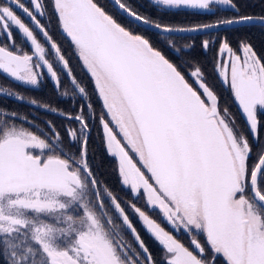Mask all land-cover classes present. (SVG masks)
<instances>
[{
  "label": "snow or ice",
  "instance_id": "6c2138e0",
  "mask_svg": "<svg viewBox=\"0 0 264 264\" xmlns=\"http://www.w3.org/2000/svg\"><path fill=\"white\" fill-rule=\"evenodd\" d=\"M29 3L31 7L23 0H0V36L6 41L0 43V73L36 86L46 69L59 87L58 72L34 28L72 77L69 63L38 18L46 15L44 0ZM151 3L160 12L213 14L218 5H225L236 13L226 19L173 24L138 11L127 0H114L131 22L154 29L157 39L177 52L181 49L172 38L177 34L207 33L201 41L205 50L218 41L215 70L230 88L247 132L227 108L221 110L198 64L186 76L150 36L119 22L98 0H52L59 27L102 100L99 123L106 150L117 160L122 184L142 195L147 209L159 210L173 231L191 237L195 251L148 211L131 204L163 246L166 264H215L217 257L224 264H264V142L259 119L264 111V56L247 42L241 41L237 51L227 37L212 35L223 25L257 17L240 14L235 0ZM259 20L264 22V16ZM13 29L31 51L16 42ZM71 84L88 99L75 77ZM0 95L27 99L4 86ZM27 102L58 111L36 99ZM89 112L94 113L90 102L74 113L60 111L69 121L62 133L51 121L45 129L0 106V264H156L117 197L106 187L100 191L88 159ZM105 195L122 223L108 210ZM125 227L139 251L124 236Z\"/></svg>",
  "mask_w": 264,
  "mask_h": 264
},
{
  "label": "trees",
  "instance_id": "16d2710c",
  "mask_svg": "<svg viewBox=\"0 0 264 264\" xmlns=\"http://www.w3.org/2000/svg\"><path fill=\"white\" fill-rule=\"evenodd\" d=\"M127 2L144 14L150 15L152 17H161L163 22L173 24L189 25L197 22L214 21L218 18H231L236 15V13L228 7H218L213 11V14H207L203 13L202 11L191 9L160 12L152 5L149 0H127ZM235 2L238 4L240 14L242 15L264 16V0H235ZM24 3L31 7L29 0ZM44 3L46 5V15L43 18H38L41 19V23L45 25L53 41L56 42L60 47L62 54L69 63V69L71 70L72 77H75V79L83 87H85L86 92L88 93V99H82L79 93L75 91L74 86L70 82L71 77L68 75V72L66 74L62 65L61 67H57L56 71L58 72L60 79V90L66 92L68 96H60L59 91L56 90L54 85L48 80L43 90H33L32 88H27L25 89L27 90L26 94L32 98L35 97L36 100L41 104L46 103L57 108L59 112L72 111L74 113L79 109L81 104H87L88 102L92 104L94 113L89 112V123L91 124V119L93 126L90 130L87 146L88 159L92 170L96 175V178L100 181V191L103 192V189L106 187L112 192L113 195L117 197L122 207H124L126 214L129 216L133 226L137 229L138 234L144 241L146 247L149 249V252L151 253L156 264H166L164 260L163 246L160 245L149 233H147L138 221L133 220L134 217L129 213L127 205L132 203L136 204V206L148 211L149 215L160 222L167 230L173 232V229L160 215L159 210L151 211L147 209L142 195H133L130 190L122 184L118 172L117 161L115 157L109 155L104 143V135L99 123V115L103 111V107L98 94L95 91L93 80L83 67L82 62L79 60L70 39L66 37L59 27L58 20L53 11L52 0H44ZM98 3H100L110 14L114 16V18H116L122 24L133 28L137 32L150 36L153 42L156 43V46L161 48V50L169 59L181 65V71L184 72L186 76L188 75L192 65L198 64L206 75L207 83L216 91L219 97V106L221 110L227 108L229 113L235 118L237 125L247 132L245 120L235 105L230 90L224 86L215 70L217 50L219 46L218 41L210 46L209 49L205 50L201 47V41L206 38L207 33L192 36H174L172 38L176 40V47L181 49V51L177 52L175 48H170L164 43L160 42L157 39L156 32L140 27L122 16L115 8H113L108 0H98ZM16 11L19 14V11ZM212 35L227 37L233 49L237 51L239 50L241 41L247 42L253 47L254 51H256L258 55L264 56V26H240L218 32H212ZM40 36L43 37L41 34ZM186 44L188 47H185ZM9 103L10 104H8V107H10L11 110L19 111L21 109L23 114L29 116L30 118H34L33 116L35 115L34 113H36V111L31 113V111L28 110V107H25V104H16L12 101ZM85 111H88L87 108H85ZM40 114L44 115L48 120L50 118V121L53 122L62 133L64 126L69 123V121L56 114H51L44 111H41ZM259 119L261 121L260 138L261 142H264V111L259 112ZM44 128L47 129L46 127ZM249 139H252L250 134ZM256 148L257 145L253 144L254 157ZM110 212L114 218H117L116 221H119L120 223L119 217L114 215V210L111 209ZM123 234L126 239L131 241V243L139 251L138 244L135 241L132 233L124 228ZM173 234L176 235L177 238L183 243H185L186 246L192 248L195 251L194 246L191 245V237L188 234L182 231L180 233L173 232ZM198 239L202 244H205V247L207 248L204 236L199 235ZM215 264H224L223 258L217 257Z\"/></svg>",
  "mask_w": 264,
  "mask_h": 264
},
{
  "label": "rangeland",
  "instance_id": "374dc122",
  "mask_svg": "<svg viewBox=\"0 0 264 264\" xmlns=\"http://www.w3.org/2000/svg\"><path fill=\"white\" fill-rule=\"evenodd\" d=\"M26 1H28V0H24V2H26ZM150 2H151V0H149ZM218 7H220V8H227V6H225V5H218L216 8H218ZM215 8V9H216ZM214 9V10H215ZM213 10V11H214ZM197 11H201V10H197ZM18 14V13H17ZM21 14V17L25 20V22L26 23H31L30 21H28V18H26L25 16H24V14L21 12L20 13V11H19V14L18 15H20ZM41 18H43V17H41ZM34 27V26H33ZM62 30V29H61ZM34 31H35V33H36V35H37V37L41 40V42H43L44 44H45V46H46V48L48 49V53H49V58L53 61V63H54V67H55V69H57V67H61V64L60 63H58L57 61H56V59H55V54H54V52H53V50L51 49V46H50V44L47 42V40H46V38L45 37H41L40 36V34L42 35V33H40L39 32V30L38 29H35L34 28ZM16 33H18V31H15ZM18 35H19V33H18ZM43 36V35H42ZM21 40V43H22V37L19 35V37L17 38V40ZM26 46H28V47H24L23 46V44H22V46L26 49V50H28V51H31V47H30V45L26 42V44H25ZM240 47V46H239ZM218 49H219V46H218ZM225 55H227V54H225ZM218 57H219V52H218V50H217V59H218ZM83 64V63H82ZM83 67L85 68V70L87 71V69H86V67L83 65ZM65 72H66V74H67V69H65ZM88 72V71H87ZM217 72V71H216ZM89 73V72H88ZM218 74V73H217ZM89 75H90V73H89ZM91 76V75H90ZM219 76V75H218ZM92 78V77H91ZM220 78V77H219ZM221 79V78H220ZM93 80V79H92ZM41 82H43L42 80L39 82V83H41ZM38 83V85H36V86H31V87H33V88H36V87H39L40 86V84ZM223 83V82H222ZM5 84V83H4ZM93 84H94V81H93ZM6 85V84H5ZM54 85H55V87L56 88H58L57 90L59 91V94H60V96H68V94L66 93V92H64V91H62V90H60V86L59 87H57V85H56V83H54ZM94 86H95V84H94ZM225 86V85H224ZM226 87V86H225ZM230 89V88H229ZM10 90H13V89H11L10 88ZM231 91V90H230ZM98 94V93H97ZM232 94V93H231ZM25 97H28V98H30V99H36L35 97H30V96H28V95H26V94H23ZM1 97H3V98H5L4 100H5V104L6 103H8V104H10L9 102L10 101H12V102H15L16 104H17V102L19 101V100H16L15 98H8V97H6V96H4V95H0ZM233 96V95H232ZM99 97V96H98ZM30 99H26V100H30ZM100 99V98H99ZM100 101H101V105H102V100L100 99ZM26 104H27V106H30V107H32V108H37V107H34V106H32L31 104H29L27 101H24ZM1 106V105H0ZM103 107V106H102ZM35 112V110H32L31 111V113H34ZM20 113V112H19ZM35 114V113H34ZM242 114V113H241ZM24 115V114H23ZM243 116V115H242ZM28 117V119L29 120H31V121H33V120H35L34 118H30L29 116H27ZM33 119V120H32ZM245 120V119H244ZM38 125V124H37ZM38 126H40V125H38ZM101 128H102V126H101ZM102 132H103V129H102ZM103 135H104V133H103ZM114 157V156H113ZM116 159V158H115ZM117 161V160H116ZM117 167H118V163H117ZM119 172V171H118ZM120 176V175H119ZM120 180H121V177H120ZM125 186V185H124ZM127 189H129L130 190V192H131V189L130 188H128L127 186H125ZM102 194H103V192H101ZM132 193V192H131ZM134 195V194H133ZM137 195V194H136ZM104 202H105V204L106 205H109L108 206V209H109V211L112 209V210H114V215H117V217H119V215H118V213L115 211V209H114V207L111 205V202H110V200L108 199V197L105 195L104 196ZM127 208L129 209V213L134 217L133 218V220H136V221H138L139 223H140V225L143 227V229L147 232V233H149L150 235H151V233L147 230V228H146V226L142 223V221H141V219L139 218V216H138V214H136L135 213V211L133 210V208L131 207V204H128L127 205ZM117 219V218H116ZM117 223H119V221L117 222ZM120 223H122V221L120 220ZM170 226V225H169ZM171 227V226H170ZM125 229L126 230H128L126 227H125ZM172 230V229H171ZM130 231V230H129ZM173 232H175V231H173ZM175 233H177V232H175ZM180 233V232H179ZM152 236V235H151ZM154 239H155V237L154 236H152ZM156 240V239H155ZM157 241V240H156ZM159 244H160V242L159 241H157ZM161 245V244H160Z\"/></svg>",
  "mask_w": 264,
  "mask_h": 264
},
{
  "label": "flooded vegetation",
  "instance_id": "af4514ba",
  "mask_svg": "<svg viewBox=\"0 0 264 264\" xmlns=\"http://www.w3.org/2000/svg\"><path fill=\"white\" fill-rule=\"evenodd\" d=\"M16 10H18V9H16ZM19 11V10H18ZM20 13H21V11H20ZM20 16H21V14H20ZM25 16V15H24ZM26 17V16H25ZM27 18V17H26ZM28 21H29V19H28ZM15 31H17L16 29H13V34H14V36H15V39H16V42L18 43V44H23V46L24 47H28V46H26L25 44H26V42L24 41V40H22V43H21V40L19 39V40H17V38L19 37V35H18V33H16ZM6 41H5V38L3 37V36H0V43H5ZM29 48V47H28ZM63 67V66H62ZM43 82H41V83H39L40 84V86L39 87H36V88H33V87H31V86H27V85H22L20 82H15V81H13L11 78H9V77H7L5 74H3V73H0V86H4V87H9V88H11V89H13V91H18L19 93H22V94H26V92H27V90H25V89H27V88H32L33 90H43L44 88H45V86H46V83H47V80L50 82V83H52L53 85H54V81L51 79V77H50V75L45 71V70H43V77H42V79H41ZM70 82H71V79H70ZM6 85H5V84ZM195 86V85H194ZM54 88L57 90L58 88H56L55 87V85H54ZM228 88V87H227ZM229 89V88H228ZM230 90V89H229ZM231 92V91H230ZM27 95V94H26ZM232 95V94H231ZM233 97V96H232ZM27 99H30V98H28V97H26ZM5 98H3V97H1L0 96V105L2 106V107H5V108H7V109H9V110H11L10 109V107H8L9 105H8V103H6L5 104V100H4ZM31 100V99H30ZM25 101H27V100H25ZM233 101H234V103H235V105L237 106V108H238V104L235 102V100H234V97H233ZM17 103H20V104H25V107H28V110H30V111H32V110H35L36 111V113H35V115L33 116L34 117V119L35 120H33L36 124H38V125H40V127H48V125H47V121H50L51 119L49 118V120L44 116V115H41L40 114V112L41 111H44V112H48V113H51V112H49V111H46V110H44L42 107H37V108H32V107H30V106H27V104L24 102V101H18ZM22 106V105H21ZM238 110H239V108H238ZM18 112H20V114H22L23 115V112H22V110L20 109ZM239 112H240V110H239ZM38 113V114H37ZM51 114H53V113H51ZM240 114H241V112H240ZM25 115V114H24ZM26 116V115H25ZM241 116H242V114H241ZM243 117V116H242ZM32 118V117H31ZM243 119H244V117H243ZM90 122H91V124H90V129L92 128V120L90 119Z\"/></svg>",
  "mask_w": 264,
  "mask_h": 264
},
{
  "label": "water",
  "instance_id": "95a60500",
  "mask_svg": "<svg viewBox=\"0 0 264 264\" xmlns=\"http://www.w3.org/2000/svg\"><path fill=\"white\" fill-rule=\"evenodd\" d=\"M108 2L113 6V8H115L122 16H124L125 18H127L128 20H130V18L129 17H127L126 16V14H124L117 6H115V4H114V0H108ZM254 17H257V19H254V20H252V21H248V22H245V23H242V24H240V25H232V26H228V25H223V26H221L219 29H217V30H213V32H218V31H221V30H226V29H230V28H235V27H240V26H247V25H261V26H264V22H261L260 20H259V17H261V16H254ZM131 21V20H130ZM134 23V22H133ZM136 24V23H135ZM137 25V24H136ZM139 26V25H138ZM140 27H143V28H146L145 26H140ZM147 29V28H146ZM148 30H151V31H153V32H156L154 29H148ZM198 34H206V33H183V34H177L176 36H192V35H198ZM46 72H47V70L46 69H44ZM30 104V103H29ZM32 106H34V107H37V106H35V105H32ZM44 109V108H43ZM44 110H46V109H44ZM46 111H49V110H46ZM49 112H51V111H49ZM51 113H53V112H51ZM53 114H56V115H59V116H61V117H63L62 115H60V112L59 111H57V112H55V113H53ZM64 118V117H63Z\"/></svg>",
  "mask_w": 264,
  "mask_h": 264
}]
</instances>
